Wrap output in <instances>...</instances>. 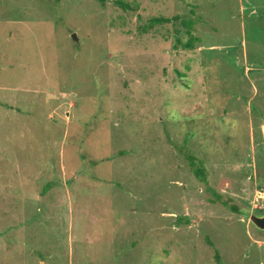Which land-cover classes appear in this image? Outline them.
<instances>
[{
  "label": "rangeland",
  "instance_id": "obj_1",
  "mask_svg": "<svg viewBox=\"0 0 264 264\" xmlns=\"http://www.w3.org/2000/svg\"><path fill=\"white\" fill-rule=\"evenodd\" d=\"M123 1L0 0V264H264V0Z\"/></svg>",
  "mask_w": 264,
  "mask_h": 264
},
{
  "label": "trees",
  "instance_id": "obj_2",
  "mask_svg": "<svg viewBox=\"0 0 264 264\" xmlns=\"http://www.w3.org/2000/svg\"><path fill=\"white\" fill-rule=\"evenodd\" d=\"M101 3H104L105 0H98ZM117 5L121 6L125 10H135L137 6L135 4H131L129 2L123 1V0H116L115 2ZM179 15H173V16H153L147 20L146 23H143L141 26V31L148 32L151 29H153L157 25H164L168 23H174L179 19ZM180 24H182L187 34H189V37L186 41H179V43L182 45L183 48L187 49H193L195 47V44L197 41H199V37L193 34L194 24L195 20L193 18H182ZM187 160L189 164V168L194 173V175L203 183L207 185V189L211 191L212 196L214 198H210L211 201H221L225 206L230 207L233 210H236V207L233 205H230L226 200H223V197L220 193L216 192L213 188L208 186V179H207V173L205 166L203 162L198 159L193 154L187 155ZM216 257L219 258L218 254L216 253Z\"/></svg>",
  "mask_w": 264,
  "mask_h": 264
},
{
  "label": "water",
  "instance_id": "obj_3",
  "mask_svg": "<svg viewBox=\"0 0 264 264\" xmlns=\"http://www.w3.org/2000/svg\"><path fill=\"white\" fill-rule=\"evenodd\" d=\"M72 37L77 40V34L74 33ZM250 221L252 224H254L258 229L264 232V214L258 215V214H251L250 215Z\"/></svg>",
  "mask_w": 264,
  "mask_h": 264
},
{
  "label": "built area",
  "instance_id": "obj_4",
  "mask_svg": "<svg viewBox=\"0 0 264 264\" xmlns=\"http://www.w3.org/2000/svg\"><path fill=\"white\" fill-rule=\"evenodd\" d=\"M257 193L264 196V190H257ZM262 197V196H260Z\"/></svg>",
  "mask_w": 264,
  "mask_h": 264
}]
</instances>
